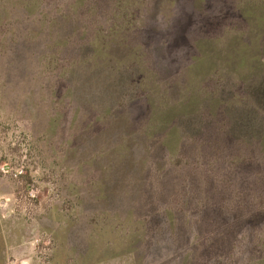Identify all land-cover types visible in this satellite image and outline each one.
Listing matches in <instances>:
<instances>
[{
	"label": "rangeland",
	"instance_id": "374dc122",
	"mask_svg": "<svg viewBox=\"0 0 264 264\" xmlns=\"http://www.w3.org/2000/svg\"><path fill=\"white\" fill-rule=\"evenodd\" d=\"M0 233L7 264H264V0H0Z\"/></svg>",
	"mask_w": 264,
	"mask_h": 264
},
{
	"label": "crops",
	"instance_id": "0c3cea01",
	"mask_svg": "<svg viewBox=\"0 0 264 264\" xmlns=\"http://www.w3.org/2000/svg\"><path fill=\"white\" fill-rule=\"evenodd\" d=\"M4 236V238H3ZM8 243L9 240L7 239V234L4 235L0 233V264H7L5 263L7 260V253H8ZM10 264V263H9Z\"/></svg>",
	"mask_w": 264,
	"mask_h": 264
},
{
	"label": "built area",
	"instance_id": "2783aa9c",
	"mask_svg": "<svg viewBox=\"0 0 264 264\" xmlns=\"http://www.w3.org/2000/svg\"><path fill=\"white\" fill-rule=\"evenodd\" d=\"M12 264H14V262Z\"/></svg>",
	"mask_w": 264,
	"mask_h": 264
}]
</instances>
